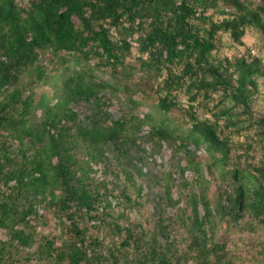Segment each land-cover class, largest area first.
<instances>
[{
    "label": "trees",
    "instance_id": "1",
    "mask_svg": "<svg viewBox=\"0 0 264 264\" xmlns=\"http://www.w3.org/2000/svg\"><path fill=\"white\" fill-rule=\"evenodd\" d=\"M248 30L264 51V0H0V264H238L231 229H264V113L251 111L264 63L217 53ZM137 94L153 103L140 116ZM142 141L183 156L150 177ZM200 148L223 184L214 197ZM133 169L161 188L143 195L151 229L128 219L138 203L123 187L110 201ZM50 214L58 237L38 236Z\"/></svg>",
    "mask_w": 264,
    "mask_h": 264
},
{
    "label": "rangeland",
    "instance_id": "2",
    "mask_svg": "<svg viewBox=\"0 0 264 264\" xmlns=\"http://www.w3.org/2000/svg\"><path fill=\"white\" fill-rule=\"evenodd\" d=\"M259 32L257 30H248L244 37L241 39L242 45H237L236 43L232 42L227 35H221L222 39V45L220 52L217 53L218 56L223 57L227 56L229 58L231 57H238L240 55H245L247 53V50H249V57L253 56H259L263 60L264 63V51L262 50L263 45L259 41ZM134 43V42H132ZM135 46V44H132ZM259 86V92L254 95L253 101H252V108L251 111L253 113L254 117H258L264 113V83L261 81V79H258ZM40 90H38L39 92ZM39 94V93H38ZM138 99L143 100L146 105H141L138 109L139 116L142 115V113L146 112L147 105H152V98L145 97L143 94H137L135 96ZM181 101L184 103L183 98H181ZM82 109V106L80 107ZM79 108V109H80ZM85 110V109H84ZM108 111L112 117V119H117L121 115H124L126 108L122 106H118L117 104L113 103L111 107L108 108ZM170 117L173 119V121H176L177 114L170 113ZM180 119V118H179ZM181 120V119H180ZM148 131V127L145 126L142 128L141 132L138 135L145 134ZM252 136V135H251ZM253 137V136H252ZM254 139L247 138L244 134L240 135L238 137L234 138V142L240 143L242 145H245L244 143L248 142L251 144H254ZM141 145V154L144 156H147L144 162H140L137 167H141L142 172H149L150 177L151 176H160L163 172H169L175 169V163L178 159H181L183 156L182 152H180L176 157H172V148H170L167 144L164 143L162 148L159 151V154H156L155 156H149V148L150 145L144 141L139 142ZM191 150H194L193 147L190 148ZM241 151V150H240ZM248 153L253 154V151L248 150ZM146 154V155H145ZM256 155V153L254 152ZM259 155V153L257 154ZM179 161V160H178ZM196 161L200 162V168L201 171L204 172V178L210 181L209 183V192L211 193V197H214V195H217L222 187V183L219 181H216L215 179L212 180L210 178V174H208L207 170L205 169V164H207V160L205 157V152L203 151V148H200L196 151ZM180 162V161H179ZM180 164H184L181 162ZM132 184L128 182H120L117 184L115 189L112 191L113 196L115 198H110V201L112 204H115L117 201L116 195H119V191L122 189V187L125 190V193L128 194L132 199H135L138 204H133L128 213V219L130 221H137L140 222L142 225L145 226V229L152 228L150 218V210L153 206V202L149 201L148 203L144 202L145 198H150V195H154L155 193L161 191V188L152 187L151 189H148L147 187V178L146 177H139L137 175V172L133 169L132 170ZM177 177V174L175 175ZM102 178V176L100 175ZM111 176H107V179H110ZM121 178L123 179V176L121 175ZM185 178L189 181L194 178L193 174L190 172L185 173ZM124 180V179H123ZM225 181V180H224ZM227 182V181H225ZM224 182V183H225ZM140 186H143V189L139 192L141 199H138V189ZM179 193V190H176L173 188L172 190V197L174 199L177 198ZM137 196V197H136ZM181 208L184 206L183 203H180L179 205ZM41 213V209H40ZM114 213H117V209L114 208ZM59 225L55 222L54 218L50 215H48L47 221H42L39 223V226L37 228V235L38 236H46L47 238L52 237H58L59 235ZM181 233L177 229L171 230V236L170 238L173 239L177 245L178 249H182L183 245L179 242L181 238ZM222 232L218 231L217 236L221 235ZM101 237H104V241L106 243L108 242H116L118 243L120 241L119 237L112 238L111 236H108L105 234V232H102ZM58 244L61 243V239H57ZM260 244H263L264 246V229L260 230L257 229L256 231H245L243 228H232L230 233L228 234V247L231 248V251H233L237 256L239 257L238 264H256L255 260L257 259V251L260 249ZM256 255V259H254ZM187 264H191L190 261Z\"/></svg>",
    "mask_w": 264,
    "mask_h": 264
}]
</instances>
